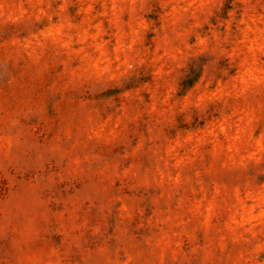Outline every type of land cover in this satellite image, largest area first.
<instances>
[{"label":"rangeland","instance_id":"374dc122","mask_svg":"<svg viewBox=\"0 0 264 264\" xmlns=\"http://www.w3.org/2000/svg\"><path fill=\"white\" fill-rule=\"evenodd\" d=\"M0 264H264V0H0Z\"/></svg>","mask_w":264,"mask_h":264}]
</instances>
